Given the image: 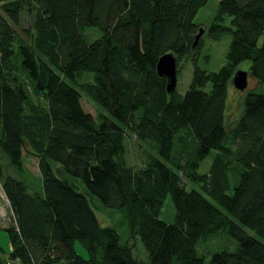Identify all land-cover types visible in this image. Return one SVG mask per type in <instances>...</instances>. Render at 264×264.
I'll return each mask as SVG.
<instances>
[{
  "label": "trees",
  "instance_id": "1",
  "mask_svg": "<svg viewBox=\"0 0 264 264\" xmlns=\"http://www.w3.org/2000/svg\"><path fill=\"white\" fill-rule=\"evenodd\" d=\"M0 2V181L13 214L0 264H264V0H219L208 32L230 43L215 72L193 47L209 0ZM26 6L35 19L18 31ZM167 53L194 56L185 94L157 73ZM245 62L257 85L229 131L228 90ZM82 93L104 112H86ZM124 128L157 144L142 167L124 157ZM27 157L37 188L6 172V159ZM168 197L172 223L161 217ZM91 199L123 213L126 243ZM224 236L234 250L202 251Z\"/></svg>",
  "mask_w": 264,
  "mask_h": 264
},
{
  "label": "rangeland",
  "instance_id": "2",
  "mask_svg": "<svg viewBox=\"0 0 264 264\" xmlns=\"http://www.w3.org/2000/svg\"><path fill=\"white\" fill-rule=\"evenodd\" d=\"M218 2L219 0H209L208 4L199 11L196 17V22L199 23L200 27L204 29V32L199 38V42L196 47L199 52L197 56V63L201 68L205 69L208 72L218 71L226 63V55L230 43V36H225L223 39L217 41L212 39L208 32V27L215 16ZM2 4L3 3L0 2V21L3 17ZM32 13L34 14V12H31V10H29L27 6L23 9L20 16L19 27H17L18 31L30 28L35 19V14L33 15ZM95 33L93 35L96 37L97 35ZM22 36H24V34ZM193 58L194 56L192 55L188 57H177V85L175 89L180 94H185L190 86L194 70ZM248 68L249 62H245L241 64L240 67H238V69L246 71H248ZM86 79L89 78L86 77ZM256 85V81L250 76V74L248 87L243 91L237 89L231 82V86L228 90L227 110L225 115V125L229 131H233L236 128L243 111V100L247 92L251 91ZM262 89L263 86L257 88V90ZM81 103L84 110L88 113H91L94 117L104 112L102 108H100L84 93H82ZM122 142L124 157L131 166L142 167L153 156L157 155V144L155 141L148 140L143 142L139 140L135 134L125 128L123 129ZM214 156L215 154L213 153L209 158H207L200 164V172H209V168L213 162ZM4 163L7 173L17 177H26L33 187H39L41 182V174L39 171L38 159L27 157L24 159V162L21 166L13 165L10 160L7 159L4 161ZM52 167L55 169L56 173L62 176L65 175L63 169L60 166L52 165ZM188 187L191 188L196 186L188 182ZM91 203L93 204V207L99 217L101 224L116 227L122 236L123 242L126 243V239H128V229L124 222L123 213L116 210L104 208L96 200L93 199H91ZM174 216V205L170 197H168L161 217L165 221L172 223L174 220ZM12 223V210L5 196L2 188V183L0 181V227L2 228L0 230V248L6 253H8L10 248V239L8 231H6V229L11 227ZM134 243L136 244V254L139 257L143 256V248L140 242ZM206 243L201 246V249L204 253L213 251L214 248L218 246L223 247L224 245L229 247L230 249H235V243L225 236L216 241L212 240ZM78 248L81 249V253H83L84 255L85 252L83 248L79 245ZM4 259H6V257H4Z\"/></svg>",
  "mask_w": 264,
  "mask_h": 264
},
{
  "label": "water",
  "instance_id": "3",
  "mask_svg": "<svg viewBox=\"0 0 264 264\" xmlns=\"http://www.w3.org/2000/svg\"><path fill=\"white\" fill-rule=\"evenodd\" d=\"M204 29L201 28L196 35L193 47L195 48L199 42V38L203 34ZM157 73L160 77L166 78V89L168 93H172L177 85V58L173 53H167L160 57L157 63ZM249 72L246 70L238 69L233 76V85L243 91L248 87Z\"/></svg>",
  "mask_w": 264,
  "mask_h": 264
},
{
  "label": "crops",
  "instance_id": "4",
  "mask_svg": "<svg viewBox=\"0 0 264 264\" xmlns=\"http://www.w3.org/2000/svg\"><path fill=\"white\" fill-rule=\"evenodd\" d=\"M1 229H2V228H1ZM10 251H11V245H10V248H9L8 253H9ZM8 253L5 252L4 257L8 258Z\"/></svg>",
  "mask_w": 264,
  "mask_h": 264
}]
</instances>
